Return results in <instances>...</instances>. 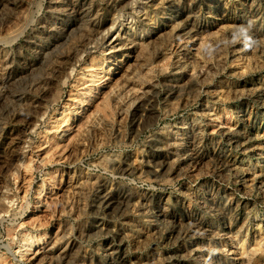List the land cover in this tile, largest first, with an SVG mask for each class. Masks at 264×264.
Listing matches in <instances>:
<instances>
[{
  "label": "rangeland",
  "instance_id": "374dc122",
  "mask_svg": "<svg viewBox=\"0 0 264 264\" xmlns=\"http://www.w3.org/2000/svg\"><path fill=\"white\" fill-rule=\"evenodd\" d=\"M0 264H264V0H0Z\"/></svg>",
  "mask_w": 264,
  "mask_h": 264
},
{
  "label": "bare ground",
  "instance_id": "6f19581e",
  "mask_svg": "<svg viewBox=\"0 0 264 264\" xmlns=\"http://www.w3.org/2000/svg\"><path fill=\"white\" fill-rule=\"evenodd\" d=\"M133 38V37H132Z\"/></svg>",
  "mask_w": 264,
  "mask_h": 264
}]
</instances>
